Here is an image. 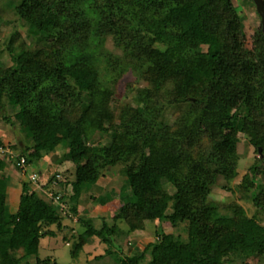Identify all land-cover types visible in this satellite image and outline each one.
I'll return each mask as SVG.
<instances>
[{
	"label": "trees",
	"instance_id": "16d2710c",
	"mask_svg": "<svg viewBox=\"0 0 264 264\" xmlns=\"http://www.w3.org/2000/svg\"><path fill=\"white\" fill-rule=\"evenodd\" d=\"M10 2L38 32L32 41L23 30L21 45L13 31L5 44L10 58L0 59V109L11 107L31 139L16 152L0 140V264H72L41 257L39 248L55 226L68 225L64 217L80 213L85 229L64 241L74 256L96 242L102 251L90 250L79 264H264V185L244 173L236 186L232 147L236 135H248L264 155V21L255 0ZM207 36L218 37L217 51ZM108 39L120 52L106 47ZM126 74L134 75L125 85L131 100L119 87ZM53 149L61 157L44 161L48 176L39 167L31 179L32 164ZM62 160L70 162L64 171ZM109 162L124 167L116 178L100 172ZM58 171L69 173L57 179ZM86 179L99 193L82 195ZM10 186L23 188L16 209ZM217 187L233 195L224 210L208 202ZM242 188L260 213L240 202ZM114 194L121 206L112 223L85 215L89 198L102 206ZM147 221L157 222V236L123 250L114 237L120 226L138 234ZM226 233L225 245L213 247Z\"/></svg>",
	"mask_w": 264,
	"mask_h": 264
},
{
	"label": "rangeland",
	"instance_id": "374dc122",
	"mask_svg": "<svg viewBox=\"0 0 264 264\" xmlns=\"http://www.w3.org/2000/svg\"><path fill=\"white\" fill-rule=\"evenodd\" d=\"M0 30L1 31V35H0V45L2 47V53L0 54V59L3 62V65L6 63L7 64V60H9L10 55L7 51L6 48V42L8 37L11 35V33H13V31H15V34L17 35L19 42L18 44L21 45H25L26 43H24V37H23V30H28V32L30 33V39H32V41L34 40V36L36 35V33L38 32L36 28H30L29 26L26 25V23L22 20L18 19V14L16 13L13 5L11 4L10 0H0ZM246 9V5L242 4V6H239V12ZM204 41L207 42V47L212 49V51H217V47L219 46V39L218 37L215 36H207L204 38ZM106 47H108L110 50H113L115 52H120L119 49H115L112 40L108 39L106 42ZM207 69H210V63L208 62L207 65ZM134 79V75L132 74H126L125 76H123L120 80H119V87L121 89H124L126 92V98L127 100H131L132 98V91L129 90L127 91V87L125 86L127 82L132 83ZM142 82H144V80H142ZM137 85V84H136ZM143 85V84H141ZM128 95V96H127ZM225 95L223 94L221 96V99H224L222 97H224ZM230 98V97H228ZM125 100V99H123ZM225 100V99H224ZM223 105L224 103L221 101L219 103H217V108L219 110H223ZM239 107L240 105L235 104L233 105L231 108H229V111L234 110L235 108ZM3 116H8V120L3 119ZM10 120V121H9ZM0 123L4 124L5 126H0V140L4 143V147L5 148H9L10 146H13V148L15 149V152L17 151V149H20L18 147L17 144H22V143H27L30 138L29 135V131L28 130H23L22 127H24V122L21 120V117L19 115L14 114V111H12L11 107H4L0 109ZM0 124V125H2ZM242 124V121L240 120L238 122V125ZM234 141L236 142V145L234 144L232 147L233 149L237 152L236 153V160H237V169H236V179L238 180L236 186H241L242 184V177L244 175V173H251L252 175H256L258 180L260 181V185H264V155L261 154V157L258 155V146L254 145L252 143L249 142V136L248 135H236V138H234ZM32 142H30L29 144H31ZM230 147V146H229ZM46 148V147H45ZM64 148V147H62ZM47 149V148H46ZM48 150V149H47ZM9 152V150H8ZM15 155H13L14 157ZM18 154H16V158H14L15 161H17L18 159ZM59 157H61L58 154L57 150H51L49 153H46L45 158L42 159V161L39 164L40 170L42 171L44 176H48V174L46 173L47 171V166L49 165V163H47L48 165L44 166V161H56L59 159ZM96 158V159H95ZM261 158V161H260ZM95 164H99L102 163L101 159L102 157L100 156H94L93 157ZM12 159V163L13 165H15V161ZM70 162L68 160H62V164H61V169L66 170L68 169L67 167H69ZM260 165V168L259 166ZM36 164H32V166L30 167V169L32 168V170L34 171L32 174L35 175V172L38 170L39 168ZM52 169H54L53 165H51ZM123 166H118V165H114L112 164V162H109L106 167L104 166L102 169H100L101 174H106L104 176L105 179H110L112 177L116 178L119 174H120V169H122L123 171ZM12 169L8 168V170ZM51 169V170H52ZM53 171V170H52ZM30 172V171H29ZM64 173L68 174V171L65 172H60L58 171L56 174H60L61 178L64 177ZM119 173V174H116ZM114 174V175H113ZM93 179H94V174H93ZM46 180V178H45ZM83 184H84V189L82 190L83 194H90V192H96L97 189L94 187V183H92L91 180H83ZM14 182L11 181L10 185H12ZM30 184V182L28 183ZM61 184L63 185V183L61 182ZM31 187L33 186V182H31ZM12 188V189H11ZM27 188H29V185H27ZM62 188V187H60ZM9 190V195L11 198V209H16L19 205V199H20V190L19 188L16 187H12L10 186ZM111 191V186H107V188H103L101 190V194L105 197H107L106 193ZM238 191V189H237ZM242 188L241 191L237 194L239 195L241 200L240 202L246 206V208H251L253 212H259V210H257L254 206L252 207V205H250V201L249 198L246 196L248 195L246 193V191ZM39 194L41 196H43V191L39 190L38 191ZM68 192V190H67ZM86 192V193H85ZM97 193H99V191H97ZM232 193L230 191L224 190L222 188H218L215 189L214 191L211 193V196H209L208 202L209 205H213L215 204H221L220 205V210H224L226 209L224 207V204L226 201H228V198L230 197ZM100 197V196H97ZM233 197V195L231 196ZM230 197V198H231ZM108 198V197H107ZM26 199H24L25 201ZM102 201V200H101ZM93 202V200H91L90 198L85 201L84 205L87 209L88 214H85L87 217H93L94 215H101V218H97L96 219V224H100L103 221V215L105 217H107L109 220V222H113L111 216L116 212L119 211L120 206H121V201L119 199L118 194H114V197H112L111 201L110 200H106L104 199V202L102 204V206L98 205L96 203V200H94V204L91 206V203ZM99 202V201H98ZM230 202V201H229ZM228 202V203H229ZM227 203V202H226ZM32 206L33 208L36 210L38 207V202L37 199H35L34 201H32ZM251 207H249V206ZM96 208V209H94ZM100 208V209H99ZM102 212H105V214H102ZM82 216V213H80L79 215H73V218H67L64 217L63 219V223L65 225H67L66 227H64L63 229H58L56 226L51 227L54 228L56 230V234L55 235H47L45 237H42L41 242H40V248H39V254L41 257H45L48 255H53L54 257L57 258V260L59 262L62 263H82L85 262V260H87L88 258L92 257L93 254L88 255L87 253L90 252V250L95 251L94 253L98 252V251H102L101 248H99L98 250H94V245L97 244V242L93 245H85L84 249H82L79 253L78 256H74V253L72 252V248L71 245L67 242L64 241L63 236L64 235H70L71 233L74 234H78L80 231L84 230V226L82 225V223L79 222V217ZM107 218H104L105 220ZM157 224V222L155 221H147V227L142 230L141 232H139L138 234H130L127 233L125 229H123V226H120V229L117 231V233L114 235L116 241H118L119 243L122 244L123 246V250H127L129 248V246L132 244L134 245V247L139 246L142 244L144 237H150V238H155L157 236L156 233V227L155 225ZM165 226L166 222L164 223ZM53 226V225H51ZM183 226V225H182ZM181 226V227H182ZM185 230H187V225H185ZM181 230V229H180ZM177 230V232H175L176 235H178V233L181 231ZM186 233V232H185ZM227 235L229 236V234L226 233V236H223V239H217V240H212V246L213 247H223L227 241ZM117 242V243H118ZM176 242H178V238L176 239ZM95 255V254H94Z\"/></svg>",
	"mask_w": 264,
	"mask_h": 264
},
{
	"label": "built area",
	"instance_id": "2783aa9c",
	"mask_svg": "<svg viewBox=\"0 0 264 264\" xmlns=\"http://www.w3.org/2000/svg\"><path fill=\"white\" fill-rule=\"evenodd\" d=\"M18 164H19V166L20 167H22V169H23V171L25 172H28L26 169H27V166H26V164H25V158L24 157H21L19 160H18ZM28 176L31 178V179H33V180H35V175H33L32 174V172L30 173V174H28ZM60 177V174H56V178H59ZM53 183L54 184H58V181L55 179L54 181H53ZM52 194H53V192L52 191H50ZM63 212L64 213H67L68 212V210L66 209V208H63Z\"/></svg>",
	"mask_w": 264,
	"mask_h": 264
},
{
	"label": "water",
	"instance_id": "95a60500",
	"mask_svg": "<svg viewBox=\"0 0 264 264\" xmlns=\"http://www.w3.org/2000/svg\"><path fill=\"white\" fill-rule=\"evenodd\" d=\"M256 4H257V8L260 11L261 15H262V19L264 21V9H263V0H255ZM261 147H259V151H261Z\"/></svg>",
	"mask_w": 264,
	"mask_h": 264
},
{
	"label": "crops",
	"instance_id": "0c3cea01",
	"mask_svg": "<svg viewBox=\"0 0 264 264\" xmlns=\"http://www.w3.org/2000/svg\"><path fill=\"white\" fill-rule=\"evenodd\" d=\"M4 125V124H3ZM5 126V125H4ZM23 130H25L26 128L22 127ZM19 146V144H17ZM11 148H13V146H10ZM39 167V166H38Z\"/></svg>",
	"mask_w": 264,
	"mask_h": 264
},
{
	"label": "clouds",
	"instance_id": "9594fccd",
	"mask_svg": "<svg viewBox=\"0 0 264 264\" xmlns=\"http://www.w3.org/2000/svg\"><path fill=\"white\" fill-rule=\"evenodd\" d=\"M9 148H11V147H9ZM8 149V148H7ZM57 179H60V177L59 178H57Z\"/></svg>",
	"mask_w": 264,
	"mask_h": 264
}]
</instances>
